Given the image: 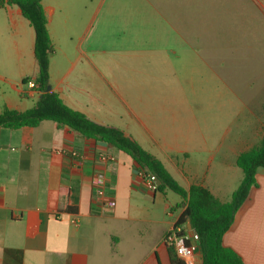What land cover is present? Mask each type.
<instances>
[{"label": "crops", "instance_id": "crops-1", "mask_svg": "<svg viewBox=\"0 0 264 264\" xmlns=\"http://www.w3.org/2000/svg\"><path fill=\"white\" fill-rule=\"evenodd\" d=\"M245 1L264 13V0ZM74 3L42 0L54 48L51 89L90 120L123 130L185 189L201 185L221 201L230 200L244 177L239 154L264 137V96L252 97L257 104L241 111L242 125H211L190 113L187 96L171 93L170 78L139 77L141 69L120 58L110 63L103 43L93 44L92 14L85 13L86 4L76 9ZM119 18L139 20L134 13ZM34 46V29L21 9L0 8V113L26 111L38 102L40 94L27 86L38 73ZM133 54L124 51L122 58ZM148 57L147 69L154 71V56ZM103 154L114 161L103 163ZM96 172L106 174L105 199L115 207L94 201ZM262 172L223 238L244 264H264ZM186 206L172 191L147 190L129 155L67 126L43 121L33 128H0V264H18L5 258L7 249L21 250L22 264H173V249L164 240ZM194 264H203L200 248Z\"/></svg>", "mask_w": 264, "mask_h": 264}, {"label": "rangeland", "instance_id": "rangeland-1", "mask_svg": "<svg viewBox=\"0 0 264 264\" xmlns=\"http://www.w3.org/2000/svg\"><path fill=\"white\" fill-rule=\"evenodd\" d=\"M74 1L76 9L86 4L85 13L92 14L93 44L103 43L110 63L120 58L141 69L139 77L170 78L171 93L187 96L190 113L210 124L242 125L241 111L257 104L252 97L263 98L264 13L248 1L184 0L182 6L180 0ZM132 13L139 19L134 23L119 18ZM149 48L162 51L135 52ZM124 51L134 54L124 60ZM148 56H154V71L147 69ZM112 73L116 78V69Z\"/></svg>", "mask_w": 264, "mask_h": 264}, {"label": "trees", "instance_id": "trees-1", "mask_svg": "<svg viewBox=\"0 0 264 264\" xmlns=\"http://www.w3.org/2000/svg\"><path fill=\"white\" fill-rule=\"evenodd\" d=\"M8 6L20 8L24 18L34 29V52L38 65L34 81L40 98L34 107L26 111L6 108L0 113V128H33L43 121H52L59 126L70 127L86 139L105 143L124 152L134 161L137 173L152 174L160 181L157 192L166 194L172 191L187 204L176 226L185 231L187 217L190 219L192 230L199 238L198 247L202 251L203 264H244L241 256L224 245L223 238L232 227L236 214L247 200L251 189L258 186L257 174L264 170V137L258 145L239 154L237 165L242 169L244 177L230 200L221 201L201 185L185 189L157 157L143 149L123 130L90 120L85 114L67 106L52 89L48 90L50 58L54 48L42 0H0V8ZM171 255L173 264H185L172 250ZM8 257H13L18 264H22L23 252L7 249L5 258Z\"/></svg>", "mask_w": 264, "mask_h": 264}, {"label": "built area", "instance_id": "built-area-1", "mask_svg": "<svg viewBox=\"0 0 264 264\" xmlns=\"http://www.w3.org/2000/svg\"><path fill=\"white\" fill-rule=\"evenodd\" d=\"M27 86L30 89L35 90V81L27 82ZM76 156V153H72ZM100 160L103 163H110L114 161V157L103 154L100 156ZM138 175L142 178L144 186L147 190L156 193L158 191L157 178L145 172H140ZM107 188V179L104 172H96L93 178V191L94 201L102 206V208H113L116 203L114 201H108L105 199ZM187 228V226H185ZM198 236L193 233L190 234L189 230H182L181 227L175 226L165 236V244L172 248L175 255L181 259L185 264H194V257L198 251Z\"/></svg>", "mask_w": 264, "mask_h": 264}, {"label": "water", "instance_id": "water-1", "mask_svg": "<svg viewBox=\"0 0 264 264\" xmlns=\"http://www.w3.org/2000/svg\"><path fill=\"white\" fill-rule=\"evenodd\" d=\"M50 89H51V87L48 88V90H50ZM157 184L160 185V181L159 180H157ZM187 229L189 230L190 234L193 235L194 231L192 230V226H191V223H190V219L188 217H187Z\"/></svg>", "mask_w": 264, "mask_h": 264}]
</instances>
